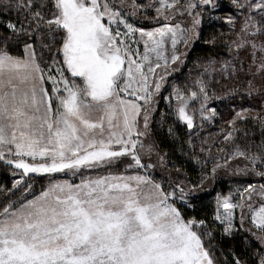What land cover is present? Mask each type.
<instances>
[{
  "label": "snow or ice",
  "instance_id": "snow-or-ice-1",
  "mask_svg": "<svg viewBox=\"0 0 264 264\" xmlns=\"http://www.w3.org/2000/svg\"><path fill=\"white\" fill-rule=\"evenodd\" d=\"M223 7L222 0H0V167L19 175L0 189V264H248L232 251L230 260L222 256L220 241L237 237L252 264H264V107L255 116L234 110L221 155L198 183L156 179L150 162L155 153L168 171L167 154L149 142L157 97L200 38L203 13ZM229 8L230 59L200 63L192 83L173 84L165 98L170 107L175 99L173 114L190 132L214 121L213 102L227 98L205 77L242 74L249 96L261 92L257 79L264 89V0H229ZM249 121L259 126V143L240 127ZM188 144L204 168L208 158ZM206 152L212 147L203 140L199 153ZM233 160L244 163L234 175L261 182L217 195L210 217L185 215L198 189ZM31 174L48 180L39 194Z\"/></svg>",
  "mask_w": 264,
  "mask_h": 264
},
{
  "label": "trees",
  "instance_id": "trees-1",
  "mask_svg": "<svg viewBox=\"0 0 264 264\" xmlns=\"http://www.w3.org/2000/svg\"><path fill=\"white\" fill-rule=\"evenodd\" d=\"M224 7L219 10H213L214 13L219 14L220 16H228L231 15V11L227 2H223ZM143 26H151L142 24ZM3 31V28L0 27V32ZM230 32V28L225 21L220 20H207L204 19L202 21L201 30H200V38L192 47V50L188 53V61L199 59L202 57L205 58H219L221 56H225L228 54L227 51V34ZM221 33L224 35L222 36ZM215 39V43L211 41ZM220 77L218 85H220L224 89V93H229L232 89H238L237 92L231 94L230 96L226 95L227 98L222 99L220 108H222V112L215 119V124L218 126L221 124L220 120H224L225 125L223 129L228 127L227 121L230 119V114L234 113V110H239L240 108H251L253 111L251 112L255 116L258 113H261L262 107H264V89L261 88V81L257 79L255 81V85L258 89H261L260 94L253 93L252 95L247 94V83L241 74L235 79H226ZM228 86H232V89H229ZM222 96V95H221ZM160 98H162L160 96ZM219 108V109H220ZM168 110V107H165L163 99H160L159 105L156 107V111L152 116V133L149 138L151 143H154L157 146V150L161 154H167L165 156V163L168 166V171L165 172L163 168L160 167V171L158 175H155L157 179H160L161 175H171L172 179L180 180L181 177L184 178L186 184H195L200 181L201 174L210 172L213 167V161L211 160L212 156L219 157L221 154L217 152V146L222 139V136L219 140H209L212 152L200 154L198 152L199 147L201 146V141L207 140L209 138L205 137V133L201 132L199 139L192 140V133L186 129L183 123H180L173 114H171ZM166 111V112H165ZM165 112V113H164ZM163 114V117L161 116ZM241 128L249 131L250 133H254V136H250L249 139H255L257 143H259L260 132L259 126L249 121L247 123H243L240 125ZM172 128L174 135H170L168 129ZM191 140L194 145H196V153L197 156L201 159L204 157L208 158V163L204 168H201L199 164L196 162V158L193 157L192 152L189 150L188 141ZM245 141L242 139L240 141L243 144ZM225 146L226 152L228 149ZM214 149V150H213ZM205 155V156H204ZM234 161V160H233ZM218 162H223L219 160ZM179 169V173L176 171ZM186 174V175H185ZM35 179L31 180L33 184L32 192L34 194H38L46 185L48 184V180L44 175H36ZM19 178V175L13 176L11 170H5L4 167H0V188H10L14 179ZM256 177H233L224 173L220 176H217V179L214 181L205 183L203 189H198L199 198L190 201L193 203V209H183L185 215H195L198 217H203L205 215L211 216L215 205V197L218 194L227 195L231 190L232 186L235 183L244 184L248 181L260 183L259 179H255ZM2 197H0V201H2ZM179 206V205H178ZM221 247L223 248L222 256L228 257L231 259L229 252L232 251L236 256L242 257L243 259L248 261V264H252L255 259L250 253L248 255L245 254L247 251L246 247L239 243V237L235 240L224 239L220 241ZM221 255V253H218Z\"/></svg>",
  "mask_w": 264,
  "mask_h": 264
},
{
  "label": "rangeland",
  "instance_id": "rangeland-1",
  "mask_svg": "<svg viewBox=\"0 0 264 264\" xmlns=\"http://www.w3.org/2000/svg\"><path fill=\"white\" fill-rule=\"evenodd\" d=\"M223 2H227V4L229 5V0H222V3ZM216 17H223L224 19H217ZM226 18H227V16H220L219 14H216L213 11H206V12L203 13V20L207 19V20H211L212 21L213 19H215V20L217 19V20H220V21H225ZM142 24L143 23H141L138 26L146 27V28H149V29L151 28V26H143ZM141 50H142V48H141ZM209 59L223 61V60L230 59V55L227 54V55L221 56L219 58H205V57H202V58L191 60V61L190 60L188 61V59H187V61L185 62V65H182L177 72L173 73L171 76L168 77V82L165 84V88L161 92V97L162 98L157 97V99H158L157 106L160 103V99H163L165 107H168L167 111H169L171 114H173V110L176 107L175 99L174 98L172 99L171 107L169 106L168 100L165 99L166 97H169V95L171 93V86L173 84L179 85L181 87H183L185 85H190L192 83L193 79L198 76L199 70H202V69H199V64L200 63L206 64ZM217 75H219V74L217 73L214 76L205 77V79L211 81L210 87H212L216 91L218 96H221V95L222 96H226V95L230 96L231 94L229 95L228 93H224V89L220 85H218L220 77L217 76ZM228 88L232 89V86H228ZM222 101L221 100H216V101L213 102V106H215L217 108V112L219 113V115L222 112V110H221L222 108L219 107V105H221ZM233 115H234V113L230 114V119L232 118ZM248 115H254V114H252L250 112V113H248ZM173 116H174V114H173ZM220 121H221V124L218 125V126L215 124V120L212 121V122L205 121L204 124H203V128H197L195 130H191L192 137H193L192 140L199 139L200 138L199 134H201V132H204L205 133L204 136L209 138V139H207L208 146H211V144L209 142L210 139L211 140H214V139L219 140L221 138L222 128L225 125V123H224V120H220ZM226 121H228V120H226ZM180 123H182V122H180ZM197 132L199 133L198 135L196 134ZM149 142H150V140H149ZM226 148L228 149V146ZM198 152H199V149H198ZM150 162L158 165L157 168L154 170V174L158 175V173L160 171V166H159V163H158V160H157V157H156L155 153L153 154L152 159H151ZM220 163H223V162H220ZM243 166H244V163L242 161H237V160L231 161L230 162V166L227 169L219 170L218 173H217V176H220V175H222L224 173H227L228 175L233 176L234 178L235 177H243V176H240V175H234L233 171H232L233 167L242 168ZM57 178L66 179L68 177L63 176L62 174H57ZM17 179H19V178H17ZM255 179H259V178H255ZM180 181H184V178L181 177ZM253 183H255V182H253ZM240 185L241 184H239V183H235L232 186L231 190H234L237 186H240ZM0 189H2V188H0ZM218 195H222V194H218Z\"/></svg>",
  "mask_w": 264,
  "mask_h": 264
}]
</instances>
